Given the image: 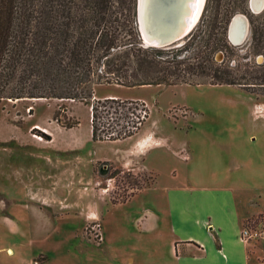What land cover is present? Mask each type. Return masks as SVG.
I'll return each mask as SVG.
<instances>
[{"label":"rangeland","instance_id":"rangeland-1","mask_svg":"<svg viewBox=\"0 0 264 264\" xmlns=\"http://www.w3.org/2000/svg\"><path fill=\"white\" fill-rule=\"evenodd\" d=\"M207 8L208 16L222 8L230 19L236 13L250 19L244 44L223 49L235 85H100L87 103L0 101V264H172L163 258L174 235L168 187L200 198L209 184L264 187V110L255 109L264 105V11L251 14L248 0H207ZM104 98L124 104L107 105L111 114L98 120L100 130L105 123L116 126L115 117L127 112L138 128L132 136L91 140L92 105ZM150 131L166 143L136 158L133 146ZM229 153L239 163L230 158L225 175L218 157ZM125 159H132L130 168ZM193 202L197 211L204 209L201 200H184L181 207ZM146 210L163 218L150 233H143ZM96 223L102 240L95 236ZM245 227L263 228L264 208L244 219ZM184 243L177 238L169 245ZM246 245L264 262L262 240Z\"/></svg>","mask_w":264,"mask_h":264},{"label":"trees","instance_id":"trees-1","mask_svg":"<svg viewBox=\"0 0 264 264\" xmlns=\"http://www.w3.org/2000/svg\"><path fill=\"white\" fill-rule=\"evenodd\" d=\"M135 17L136 0H0V101L87 103L100 85L236 84L226 57L214 60L229 45L219 13L203 14L198 36L190 32L182 44L161 48L143 46ZM114 103L124 104L116 98L94 100L93 142L127 138L138 129L125 112L113 120L116 126L105 123L100 130L98 120L109 118L105 108Z\"/></svg>","mask_w":264,"mask_h":264},{"label":"crops","instance_id":"crops-1","mask_svg":"<svg viewBox=\"0 0 264 264\" xmlns=\"http://www.w3.org/2000/svg\"><path fill=\"white\" fill-rule=\"evenodd\" d=\"M56 126L62 129L58 124ZM52 139L51 136L50 142L53 141ZM218 158L219 162L221 160V163L226 165L223 169L225 175L226 171L231 172L228 165L230 158L239 163V159L231 153ZM95 161H99V158ZM130 170L136 171V169ZM226 184L221 187H215L213 184L204 185L208 186L205 198L174 187L167 188L163 194L170 195L173 205L171 216L173 223L171 222L170 225L174 235L166 243L167 255H164V259L172 264H264L260 261L259 251L243 244L239 239L242 221L257 213L260 208H264V187L234 186L231 182ZM156 195L160 196L159 193ZM184 200H201L205 207L197 211L193 202L192 208L184 209L181 207V202ZM186 210L193 211L194 215L190 218L185 213ZM142 216H144L143 233L156 231L163 221L161 213L152 214L146 210ZM177 238H184L186 243L171 247L170 239L173 241Z\"/></svg>","mask_w":264,"mask_h":264},{"label":"water","instance_id":"water-1","mask_svg":"<svg viewBox=\"0 0 264 264\" xmlns=\"http://www.w3.org/2000/svg\"><path fill=\"white\" fill-rule=\"evenodd\" d=\"M185 1V4H181V10L178 12L176 15L177 17H174L173 19H168L164 22L167 27L165 29H161L159 26V20L161 19L162 16H164V13L162 12V6L158 3V0H145V3L147 4L146 11L148 12V24L145 25V30L149 31V37L151 38L150 41L146 44L144 41V37L141 33V28L139 25V8H138V0H136V25H137V31L139 33V37L142 41V43L145 46H150V47H165L169 46L171 44H175L179 42L182 38L181 36V30L184 23V20L188 17V3L192 2V0H183ZM179 3V1H177ZM171 5L166 7L168 10ZM178 6V5H177ZM146 12V14H147ZM176 21L174 22V20ZM167 22V24H166ZM169 22V23H168ZM233 33L230 34L231 37ZM186 36V35H185ZM242 39V38H241ZM152 43H155L156 45H152ZM235 44L238 42L235 41ZM217 59L220 60L219 54L216 55Z\"/></svg>","mask_w":264,"mask_h":264},{"label":"flooded vegetation","instance_id":"flooded-vegetation-1","mask_svg":"<svg viewBox=\"0 0 264 264\" xmlns=\"http://www.w3.org/2000/svg\"><path fill=\"white\" fill-rule=\"evenodd\" d=\"M248 7H249L251 14L260 15L264 11V0H248ZM207 9H208L207 8V0H205L203 7H202V13L200 15V18H199L196 26H194L190 32L196 30L198 23L201 21V19L203 17V14L204 13L207 14ZM220 11H222V8H219V11H215L212 16H214L216 13L220 14V19L222 20V22L220 23L219 26H221V31L222 30L224 31V32H222L223 33V40L225 41V43H228L229 45H232V46L237 47V48L242 46L248 37L249 29H250V19H249L248 15L244 14V13H236V14H233L231 19H230L229 18V15H230L229 10L224 9L223 11H225V12L222 14L220 13ZM227 22H229V24H228V28L226 31L225 25L227 24ZM231 33H233L232 34L233 37L230 36ZM235 41H237L238 43L235 44L234 43ZM263 43H264V40L261 42L260 45H263ZM217 54H219V56L221 57L220 60L217 59V57H216ZM225 57H226V53H224L223 51H220V53L217 52L215 54V59L217 62L223 61V59Z\"/></svg>","mask_w":264,"mask_h":264},{"label":"bare ground","instance_id":"bare-ground-1","mask_svg":"<svg viewBox=\"0 0 264 264\" xmlns=\"http://www.w3.org/2000/svg\"><path fill=\"white\" fill-rule=\"evenodd\" d=\"M177 1H179V3H177ZM203 3H198V0H192V2L188 3V17L184 20V25L182 27V32H181V36L180 38H185V35L187 36L189 34V32L193 29L194 26H196L200 15L202 13V7H203ZM158 3L160 4V6H162V12L164 13V16L161 17V19L159 20V26L161 29H165L167 27V25L164 24V22L168 19H173L174 17H177L176 15L178 14V12H180L181 10V4L184 3L183 0H158ZM169 4L171 5L169 7V9L167 10L166 7L169 6ZM178 5V6H177ZM138 8H139V25L141 28V33L144 37V41L146 42V44L148 43V41H150V37H149V31L145 30V25L148 24V12L146 11L147 8V4L145 3V0H138ZM147 12V14H146ZM176 21V19L174 20V22ZM169 23V22H168ZM167 24V22H166ZM182 38V39H183ZM181 41V40H179ZM152 45H156L155 43H152ZM166 47V46H165ZM161 48V47H158Z\"/></svg>","mask_w":264,"mask_h":264},{"label":"clouds","instance_id":"clouds-1","mask_svg":"<svg viewBox=\"0 0 264 264\" xmlns=\"http://www.w3.org/2000/svg\"><path fill=\"white\" fill-rule=\"evenodd\" d=\"M256 111L264 110V105H256L255 106ZM166 143V140L164 137H157L155 131H150L146 135L142 136L140 139L137 140L136 144L133 146L135 148V152L132 153L133 156L136 158H140L145 156L150 150L161 147ZM131 151V150H129ZM125 157L128 156V153L124 154ZM133 164L132 159H125L123 166L125 168H130ZM95 218H99V215Z\"/></svg>","mask_w":264,"mask_h":264},{"label":"built area","instance_id":"built-area-1","mask_svg":"<svg viewBox=\"0 0 264 264\" xmlns=\"http://www.w3.org/2000/svg\"><path fill=\"white\" fill-rule=\"evenodd\" d=\"M96 221V220H93ZM100 225L98 223H96L94 225V229H95V236L99 239L102 240V235L100 233ZM239 239L243 244L248 243L251 240L254 241H258V240H262L264 242V227L259 229H250V228H242L239 234Z\"/></svg>","mask_w":264,"mask_h":264},{"label":"snow or ice","instance_id":"snow-or-ice-1","mask_svg":"<svg viewBox=\"0 0 264 264\" xmlns=\"http://www.w3.org/2000/svg\"><path fill=\"white\" fill-rule=\"evenodd\" d=\"M198 3H201L202 4L203 3V0H198Z\"/></svg>","mask_w":264,"mask_h":264}]
</instances>
